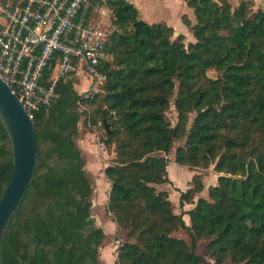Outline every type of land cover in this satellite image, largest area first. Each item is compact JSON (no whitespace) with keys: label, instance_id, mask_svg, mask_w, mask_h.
Listing matches in <instances>:
<instances>
[{"label":"trees","instance_id":"16d2710c","mask_svg":"<svg viewBox=\"0 0 264 264\" xmlns=\"http://www.w3.org/2000/svg\"><path fill=\"white\" fill-rule=\"evenodd\" d=\"M184 1L195 17H183L195 40L188 45L167 24L140 19L128 1L108 4L115 30L106 44L112 60L100 67L107 81L93 99L61 81L55 102L35 112L37 166L19 221L36 241L13 218L2 264H100L104 231L92 217L93 183L75 144L83 105L95 107L92 123L117 154L118 164L104 171L109 213L126 231L117 264H264V10L254 11L250 0L236 9L228 0ZM172 101L175 126L167 118ZM182 139L175 163L213 166L219 177L200 197L205 185L196 174L179 201L194 208L178 214L156 186L172 183L164 155ZM12 173L0 119V200ZM180 231L189 242L176 237Z\"/></svg>","mask_w":264,"mask_h":264},{"label":"built area","instance_id":"2783aa9c","mask_svg":"<svg viewBox=\"0 0 264 264\" xmlns=\"http://www.w3.org/2000/svg\"><path fill=\"white\" fill-rule=\"evenodd\" d=\"M117 0H0V78L30 118L57 99L56 85L83 72L93 99L107 81L100 67L111 28L108 4ZM129 2V0H126ZM104 150V144H100Z\"/></svg>","mask_w":264,"mask_h":264},{"label":"rangeland","instance_id":"374dc122","mask_svg":"<svg viewBox=\"0 0 264 264\" xmlns=\"http://www.w3.org/2000/svg\"><path fill=\"white\" fill-rule=\"evenodd\" d=\"M131 1V0H130ZM134 1V0H133ZM243 0H228L230 5L236 9L240 5V3ZM253 2L254 11H257L259 9L264 10V0H250ZM130 3V2H129ZM150 4V1H149ZM169 5V6H168ZM150 11L147 12L148 16L151 18L152 14L156 15L157 17H167L170 18V22H168L169 26H172L174 29L179 31V34L186 33V39L185 44L188 45L189 42H194V36L191 34V30L187 28V26L182 22L181 19H172L174 15H177L179 12H184L186 10L187 13H181L180 18L186 15L192 22L195 23V17L193 15V11L184 4V6H179L178 3L176 4H168L165 1H156L153 3L152 7L149 6ZM184 14V15H182ZM111 16L110 13L107 14ZM142 20H144L147 23H153L151 22L152 19H149L144 14L141 15ZM107 26L111 28V34L115 30L112 20H110V17L108 19L104 20ZM163 23V22H162ZM188 29V30H187ZM208 75L210 77H217L218 73L215 71H208ZM85 83L83 84V87H78L79 90H82L84 88ZM77 91V90H76ZM78 92V91H77ZM79 93V92H78ZM80 110L83 112L82 120L79 124V137L75 139V144L78 149H80L83 153V157L86 162V170L87 172L91 170L93 173L90 178L93 183V195H92V204L95 203L96 197H99L98 205L97 207L92 208V217L95 220L96 226L98 228L103 229L104 231V240L102 243V246L99 251V257H100V264H117L118 259V250L122 246V244L126 241V231L121 229V227L116 225L115 219L112 214L109 213L108 210V202H109V194L111 190V183L105 176V169L110 165H117L116 160V152L115 149H110L106 143H105V131L103 128L93 125L92 119H94V113H95V107L94 106H81ZM190 123L188 127L191 126L192 121L194 119V114H191L190 116ZM167 118L171 122L172 126H175L178 122V113L176 111V108L173 104H171V107L167 111ZM106 130V128H105ZM104 144V150L101 149L100 144ZM185 144V140H179L175 143L174 148L172 152L165 157L169 159V165H168V172H169V178L171 180L170 183L157 185L156 189L158 192L168 191L170 193L173 192V190H177L179 194L180 189H183L184 192L187 191V186H191V181L193 177L196 174L201 175L203 179V183L206 188H209L210 186H214L217 183V179L219 175L214 171V167L212 166L210 169L207 170H191L187 167L180 166L175 163V153L178 147L183 146ZM163 155V154H161ZM186 173V174H185ZM96 175V177L94 176ZM175 180V181H174ZM176 182V183H175ZM176 185L179 186L176 187ZM97 189H100L99 192H97ZM169 193V195H170ZM207 195V194H206ZM205 195V196H206ZM170 200L174 202L175 210L179 212V202L177 199V195L172 194L170 195ZM176 237L184 238L188 242L190 241L188 235L184 231H180L176 234ZM199 246L198 252L201 255H205L206 253V241H201ZM210 261V259H208ZM213 264V263H211Z\"/></svg>","mask_w":264,"mask_h":264},{"label":"water","instance_id":"95a60500","mask_svg":"<svg viewBox=\"0 0 264 264\" xmlns=\"http://www.w3.org/2000/svg\"><path fill=\"white\" fill-rule=\"evenodd\" d=\"M0 119L11 143L13 159L12 177L0 200V264H2L3 240L13 218L24 235L36 241L22 227L19 210L34 180L38 157L35 144L36 124L12 88L2 78H0ZM105 128L110 134L109 126L106 125Z\"/></svg>","mask_w":264,"mask_h":264},{"label":"crops","instance_id":"0c3cea01","mask_svg":"<svg viewBox=\"0 0 264 264\" xmlns=\"http://www.w3.org/2000/svg\"><path fill=\"white\" fill-rule=\"evenodd\" d=\"M149 1H150V4H149ZM156 1H158V2H160V1H165L166 3H168V4H171V6H172V4H176V3H178V5L179 6H184V4L186 5V3H185V1L184 0H129V2L131 3V4H133V5H135L136 7H137V9L139 10V13H140V19H142L141 18V15H145V16H147L149 19H152V21L151 22H153V23H165V24H167L168 25V22H170L169 20H170V18H167V17H157L156 15H153L152 14V16H151V18L148 16V14H147V12L148 11H150V12H152L151 10H150V8H148L149 6H151L152 7V5H153V3H155ZM169 6V5H168ZM187 6V5H186ZM187 8H188V6H187ZM190 9V8H189ZM187 11H189V10H186V11H184V12H179L177 15H174L173 17H172V19H181L182 20V22H183V17L184 16H186V15H184L185 13H187ZM190 12V11H189ZM181 13H184V14H182V15H184L183 17H179L180 16V14ZM144 21V20H143ZM184 23V22H183ZM151 24V23H150ZM169 26V25H168ZM170 27H172V26H170ZM173 28V27H172ZM188 28V27H187ZM175 30V35L176 36H178V35H186V33H183V34H179V31L178 30H176V29H174ZM188 30V29H187ZM185 38H186V36H185ZM72 81H73V83H74V88H75V90H77L78 92H79V94H82V93H84V92H86L88 89H89V85H90V82H89V78L87 77V76H85V74L83 73V72H81V73H79L75 78H73L72 79ZM85 83V85H84V88L82 89V90H79L78 89V87H83V84ZM88 173L90 174V176L91 177H93L92 176V174L91 173H93L91 170H89L88 171ZM186 174V173H185ZM94 176L96 177V175L94 174ZM175 181V180H174ZM176 183V182H175ZM176 187H178L179 188V186L178 185H176ZM211 187V186H210ZM209 187V188H210ZM209 188H206L205 187V191L200 195V197L202 196V197H204L206 194H207V192H208V189ZM189 189V186H187V188H186V190H188ZM181 191H179V194L178 193H176V192H178L177 190H173V192L172 193H170V195L172 196V194H174L175 193V195H177V199H178V202L180 201V192H184V190L183 189H180ZM100 191V189H97V192H99ZM199 197H197L196 199H195V201L198 199ZM99 200V197H96V199H95V203L93 204V207L95 206V207H97V205H98V200ZM174 203V202H173ZM175 205V204H174ZM176 206V205H175ZM92 207V208H93ZM180 207V206H179ZM194 208V205H185L184 207H183V209H179V212L178 211H176V213H181V212H189L191 209H193ZM184 221H185V223L187 224V225H190V217L188 216V215H184Z\"/></svg>","mask_w":264,"mask_h":264}]
</instances>
